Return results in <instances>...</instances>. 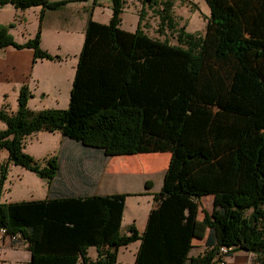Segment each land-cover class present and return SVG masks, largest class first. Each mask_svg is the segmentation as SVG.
<instances>
[{"label":"trees","instance_id":"1","mask_svg":"<svg viewBox=\"0 0 264 264\" xmlns=\"http://www.w3.org/2000/svg\"><path fill=\"white\" fill-rule=\"evenodd\" d=\"M138 1L133 31L121 27L124 0H111L107 23L88 18L67 108L31 110L23 84L16 111L0 110V151H7L0 186L9 163L50 186L57 158L41 166L24 151L25 138L38 131H59L107 156L168 153L144 231L130 225L120 234L126 194L0 202V228L24 238L28 264H123L118 248L138 239L135 264H212L221 246L228 255L254 253L255 264H264V0H205L203 34L178 25L171 0L161 8L157 0ZM7 3L40 6V23L43 11L66 1L0 0ZM144 5L177 44L143 30ZM10 27L0 25V48H31L33 61L58 58L40 47V26L23 43ZM207 195L211 212L198 219ZM203 236L205 251L189 256ZM89 246L97 248L95 260Z\"/></svg>","mask_w":264,"mask_h":264},{"label":"rangeland","instance_id":"2","mask_svg":"<svg viewBox=\"0 0 264 264\" xmlns=\"http://www.w3.org/2000/svg\"><path fill=\"white\" fill-rule=\"evenodd\" d=\"M157 5L161 8V1L157 0ZM173 2V13L175 21L179 26L185 25L189 32L203 34L207 18L209 15V8L205 0H171ZM128 7H124L121 16V27L126 30L133 31L136 29L139 12L142 9V3L138 0H133V3H128ZM155 7V6H153ZM108 9L105 8L102 14L108 16ZM143 19L141 27L151 37L160 40L167 39L172 44H177L175 34L170 31L158 29L159 17L147 5L143 8ZM109 20H107L108 22ZM8 29L9 34L14 41H21V30L18 25ZM16 28V29H15ZM30 31L29 29H27ZM26 30V31H27ZM27 31V32H28ZM41 31V29H40ZM32 36L31 38H33ZM55 38V39H54ZM30 39V38H29ZM64 38L54 33L48 32L45 34V41H41L40 32V47L53 56H58L54 59H37V66L35 67L34 77L25 84L28 87L30 96L28 97L27 106L31 110L38 111L48 108H67L69 101V92L72 84L75 67L77 64V57L80 52L82 43L75 48H67L63 42ZM60 43L57 46V43ZM42 60V61H40ZM42 63H40V62ZM9 68L5 64L0 65V110L6 109L8 112H15L17 109V97L19 87L14 80L9 81L6 78V73ZM12 77V76H11ZM5 124L0 119V128H4ZM61 135L58 132L39 131L33 133L24 140V151L33 157L39 165H45L44 158L57 151L59 148ZM159 158L148 165L147 172L135 171L133 162L131 160L125 161L130 164L129 167L125 166L127 171H115V175L109 178L110 186L121 188L123 192L130 191L143 187L144 179L150 180L153 188H158L163 179V174L167 166L165 161L166 153H162ZM163 157V158H162ZM7 151L2 149L0 151V164L6 162ZM127 165V164H126ZM133 168V170L131 169ZM46 192L45 183L33 171L26 169L20 165L9 163L7 166L6 175L0 186V202H9L15 200H23L43 197ZM150 197L139 195H128L126 200L124 220L125 222L135 216L139 224L142 216L144 217ZM200 216L203 217L202 210L211 212L212 209V196L207 195L200 199ZM207 232V227H206ZM139 239L130 242L126 246H121L118 253V260L123 264H133L135 254L139 246ZM193 253H203L205 251L204 236L194 241ZM234 261H227L228 256H224L225 264H255L256 256L254 253H235Z\"/></svg>","mask_w":264,"mask_h":264},{"label":"crops","instance_id":"3","mask_svg":"<svg viewBox=\"0 0 264 264\" xmlns=\"http://www.w3.org/2000/svg\"><path fill=\"white\" fill-rule=\"evenodd\" d=\"M51 1H66V3L55 9H46L45 11H43V16L40 23V6L17 9L9 3L0 5V25L15 23L14 27L18 25L21 30H24V33H21L22 39L21 41H17L18 43H23L27 39L34 36L38 31V27L40 26L42 43L45 41V34L50 32L54 33L55 35L61 34V36H63L64 38L63 42L65 43V46L67 48H75L79 46L84 40V30L89 17L98 22L107 23V20L110 19L112 13L111 0ZM128 3H133V0H124V7H128ZM105 8H107L109 11L108 16L102 14ZM29 27L30 31L27 30L29 29ZM59 44L60 43L58 42L57 46H59ZM1 64H5L6 67L9 68L7 71H9L10 73H6L7 80H14L15 82H17L19 88L23 84H27L30 81L31 77H34L33 71L35 73V67L37 66V62L33 61V50L31 48H15L12 46L0 48V65ZM54 132H58L61 135L59 131ZM166 154L167 155L165 156V161L168 162L169 154ZM160 155L163 154L137 153L129 155L107 156L99 148L84 146L78 141L66 138L61 135L59 148H57V151L55 153L49 156H55L57 158L59 167L58 173L51 181L50 186H48L44 179L40 178L46 186V192L43 197H31L30 199L23 200L44 199L50 196L88 197L93 195L104 196L111 194H126L125 205L120 224V234H128V228L130 225H134L138 233L141 234L146 227L147 217L150 210L157 205L156 201L154 200V194H157L160 191L162 181L159 184L158 188H153L150 180L144 179L143 187L132 189L131 191L129 189V191L127 190V192H123L121 188L110 186V184H108L109 178L115 175L116 170L119 172H122L123 169L124 171H127L124 165L127 167L130 166L128 162H126L127 165L125 164V161L128 160H131V162H133L131 166L137 164L134 167L135 171L145 173L148 171V165L156 161L160 157ZM46 159L47 157L43 159L44 162ZM159 161H161L160 158ZM131 169L133 170L132 167ZM146 182H148L149 187L145 186ZM128 195L150 197L148 202L149 207L144 217L142 216L139 224L137 223L135 216H133L126 222L124 220V212ZM200 213L201 211L198 213V219H202ZM17 236L18 237L16 238V240H11L7 235L0 234V264H28L31 258V253L28 249L27 242L21 236ZM193 248L194 247L191 248L189 256L202 254L193 253ZM120 249L121 248H118L117 252L118 262H120L118 260V253ZM235 253L251 254V252H247L244 250L234 251L231 255H229V258H227V261L229 263L234 261L231 259L235 258ZM97 254V248L95 246H89L87 248V256L91 260H95ZM133 264H135V260Z\"/></svg>","mask_w":264,"mask_h":264},{"label":"built area","instance_id":"4","mask_svg":"<svg viewBox=\"0 0 264 264\" xmlns=\"http://www.w3.org/2000/svg\"><path fill=\"white\" fill-rule=\"evenodd\" d=\"M0 234H5V229L0 228ZM7 235V234H5ZM11 240L16 239L18 236H9L7 235ZM224 256H228V248L225 246H221L218 251L216 252L215 257L212 260V264H225Z\"/></svg>","mask_w":264,"mask_h":264}]
</instances>
